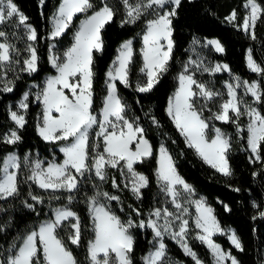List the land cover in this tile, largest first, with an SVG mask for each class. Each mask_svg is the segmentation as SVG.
Segmentation results:
<instances>
[{
  "label": "snow or ice",
  "instance_id": "snow-or-ice-1",
  "mask_svg": "<svg viewBox=\"0 0 264 264\" xmlns=\"http://www.w3.org/2000/svg\"><path fill=\"white\" fill-rule=\"evenodd\" d=\"M43 2L44 0H41V3ZM122 4L126 10V19L122 23L134 24L149 10L153 15L152 19L146 21L141 49L143 68L140 71L146 74L147 80L144 84L137 83L139 92H149L159 83L163 73L168 70V62L174 47L172 21L177 14V8L181 5V0H135L134 3L132 0H122ZM169 5L170 8L166 7ZM243 6L249 10L248 14L243 22L236 26L255 39V28L257 22L264 17V7L257 3V0H247ZM89 10H92L91 15H85V18L80 21L74 43L64 53L63 62H60L58 57H51V63L56 68L57 75L47 79L46 86L36 97L38 100L42 98L44 106L42 123L38 125L39 135L46 141H70L60 149L64 153L62 163L53 161L44 167L43 161L36 160L31 164V175L27 179L35 182L41 189L51 190L53 195L49 197L50 200H58L60 197L54 194L60 190L68 193H72L74 190L78 191L83 179L93 172L101 181L107 180L108 167L119 168L121 174L130 179L131 190L137 196L142 195L141 190L146 188L149 183L148 177L137 172L134 165L153 155L152 145L144 136L145 129L139 125V117L132 119L126 117L127 105L122 103L116 84V81L119 80L126 87L130 86L129 74L133 58L132 40L124 42L116 61L113 62L114 67L107 73V95L101 109L102 119L98 120L97 115L93 114V81L95 77L93 52L102 50L101 31L115 17V9L104 0H101L99 7L94 0H61L57 12L52 17L50 37L55 39L62 36L73 24L74 18L78 14H87ZM14 17L17 20L16 26L23 25L27 30L28 40L36 41L38 35L36 28L27 23L29 18L19 9L14 0H0V24L11 21ZM226 19L229 23H234L237 20L236 11L233 10ZM0 38H3L0 41V68H3L13 63L12 52L15 51L19 55V51L8 42L6 32L0 31ZM195 43H199V41H195ZM207 45L214 46L217 52L225 50L218 39L207 40L205 46ZM27 52L29 55L23 60L24 67L21 68V71L36 72L39 60L37 50L30 44ZM14 63L20 64V60L17 59ZM190 63L197 64L196 61H190ZM199 67L200 65L197 64V68ZM248 67L253 72L264 74V68L253 60L251 50L248 54ZM222 70L230 71L227 64H216L214 68H204V71L211 72ZM3 74L6 76L7 71ZM235 79V84L227 83L229 99L220 105L218 112L205 118L203 111L206 104L197 107L195 98L203 97L206 101H210L220 96L221 93L199 83L194 79V73L189 74L188 66L185 65L184 70L178 76L179 89L170 98L167 108L168 115L184 136L188 146L195 148L205 162L225 176L232 175L227 157V152L231 147L230 137L221 132L219 128H214V135L209 137L208 130L212 120L232 121L237 124V131L241 132L243 129L239 127V117L247 115L249 117L247 124L248 148L255 154V160H261V153L264 152V114L259 108L245 104L237 93V89L243 86L245 94L250 93L254 101L260 103L264 100V87L257 81L251 83L244 81L241 85L239 77ZM194 85L196 90L193 89ZM13 87L14 83L7 81L3 91L11 92ZM65 90L68 92L66 93ZM28 97L29 93L25 92L23 99L19 102L20 109L28 108ZM241 105H243V110ZM209 111L211 110L209 109ZM54 112L58 115H53ZM230 112L234 116L230 115ZM10 116L18 127L9 130L3 136V142L15 144L22 139L19 129L25 126L26 119L25 115L19 114L17 111H11ZM152 122L159 126V122L154 116ZM94 126L99 127V131L95 133L96 137L103 138V151L98 150L99 143L92 145L89 143L91 130ZM90 149L97 151L90 154ZM158 163L157 176L163 183L162 191L171 196L179 213L187 214V207L179 202L180 189L189 195L194 193V189L179 175L172 155L163 144L159 148ZM28 164L27 157H25V165L28 166ZM20 167L19 157L15 153H10L4 158L3 167L0 169L2 172L0 199L19 195L18 172L10 169L19 170ZM113 186L119 187L115 178H113ZM128 186L126 183L125 187ZM235 191H239V189H235ZM29 196L34 201L44 202V198L41 196L32 195L31 192ZM100 197H103L104 200L101 201ZM67 200L68 204L53 209L54 218L40 223L38 229L31 230L19 244L12 243L7 249L8 254L0 259V264H80L69 247V242L71 245H80L81 219L78 213L69 206L74 200V196L68 195ZM118 200V196L99 191L95 195L87 197L94 230V238L88 242L91 264H134L135 237L130 230L134 226L145 227V221L141 220L135 224L131 219L122 220L110 207L111 201ZM192 202L195 203L197 212L195 228L200 230L195 239L207 245L213 256L214 264H226L229 260L231 264H240L230 250H224L213 239L214 234L225 231L214 215V210L206 205L203 198ZM25 204L28 208L35 209V205L27 204L26 201ZM135 211L139 214V210ZM154 215L157 220L150 218L147 221V226L154 230L155 238L160 239L158 246L142 258L145 264H173L167 257V248L162 239L165 233L177 241L184 253L192 258L194 264H205L188 242L190 238L188 219L164 208V223L161 225L158 220L162 216V210L156 208ZM260 216L264 217V212H260ZM170 217L172 219H169ZM253 218L255 219V217ZM174 221H180L178 230L173 227ZM61 231L65 232V235H61ZM228 239L236 249L244 250L242 241L235 231H231Z\"/></svg>",
  "mask_w": 264,
  "mask_h": 264
},
{
  "label": "trees",
  "instance_id": "trees-1",
  "mask_svg": "<svg viewBox=\"0 0 264 264\" xmlns=\"http://www.w3.org/2000/svg\"><path fill=\"white\" fill-rule=\"evenodd\" d=\"M14 2L29 18L27 23L33 25L37 30L35 48L39 60L36 72L21 71V68L24 67L23 60L29 55L27 48L30 41L27 38V31L23 25L16 26V18L0 24V31L7 33L8 42L19 51V55L15 51L12 52L13 63L10 66L0 68V169H2L5 155L12 151L19 153L21 164L18 170L19 195L0 199V259L8 254L7 249L12 243H20L27 233L35 229L42 221L51 218L53 209L68 204L67 196L71 194L74 196V200L69 206L80 216L82 237L79 246L71 245L69 242V247L80 264H91L88 242L91 240L93 232L87 197L95 195L97 190L102 187L119 195L121 205L117 201H111L110 204L113 211L122 220L133 219L138 223L140 220L147 219L149 211L156 204V194L159 190L156 169L159 148L164 143L171 153L180 175L198 193L206 197L223 227L234 228L242 241L244 250L236 249L231 241L223 235H218L215 239L221 243L223 248L230 250L240 264H264V217L260 216V212H264V152L261 153V160H255L254 154L248 148L247 124L249 117L247 115L239 117L238 124L243 129L241 132L237 131V124L232 121L214 122L230 135L231 147L227 157L232 175L225 176L205 162L194 148L188 146L184 136L167 112L169 98L178 85L179 73L192 56L193 48L199 49V45H203L206 38H217L225 49L219 53L212 46H208L205 52L211 60L220 61L229 66L230 72L215 76L218 83H221L222 79L229 78L230 75H236L247 81L258 80L264 87V74L253 72L248 67L246 59L247 49L250 48L254 59L264 68V22H262L264 17L257 22L256 38L252 39L250 34L236 26L242 23L248 14L249 10L243 6L246 0H181V5L177 8V14L172 21L174 47L168 62V70L163 73L159 83L151 91L139 92L137 83L144 84L146 77L140 71L143 66V57L142 43L138 39V35L143 30L147 18L140 19L134 24L122 23L126 19V10L122 0H104L115 9L116 15L101 31L102 50L93 52V71L95 72L93 113L99 114L103 107V100L107 95V72L117 55L119 46L123 41L135 37L129 74L130 86L126 87L120 81H117L116 84L122 102L127 105L126 117L129 119L139 117L138 122L145 129L144 135L152 145L153 155L134 165L137 171L148 177L149 183L143 189L142 197L137 199L125 187L120 172L110 167L107 169V180L101 181L93 172L83 179L78 191L74 190L72 193H68L60 190L54 194L60 198L50 200L49 197L53 195L51 190L41 189L35 182L27 179L31 175V165L30 163L28 166L25 165V157L29 152L38 151L40 157L47 162L54 155L57 156V160H61L63 153L58 149L61 141H46L39 135L38 122L42 113V104L34 92H31L28 97L26 124L22 129H19L22 139L15 144H8L3 142V136L9 130L17 128L10 117L11 103L21 98L29 83H40L45 75L55 72L50 63L51 43L56 41L62 50L68 48L72 43V35L78 22L85 15H90L92 10H89L87 14H78L69 29L54 40L50 37L51 21L61 0H44L43 3L41 0H14ZM94 2L97 7L101 6V0H94ZM132 2L134 3L135 0ZM257 2L264 7V0H257ZM233 10L237 13V20L234 23H229L226 18ZM2 40L3 38H0V41ZM195 41H199V43H195ZM17 59L20 60V64L14 63ZM5 71H7V78L3 76ZM196 77H199L198 74ZM201 77L206 80L205 77L208 75ZM6 80L14 83L13 91H3ZM238 94L242 100L253 99L249 94L244 96L241 89ZM257 105L261 113L264 114V100ZM241 108L243 110V105ZM231 115L234 116L233 113ZM153 116L159 122V126L152 122ZM89 143L90 145L95 144L93 136ZM98 150L103 151L102 146ZM95 151L97 150L90 149V154H94ZM113 178L119 185L118 188L113 186ZM235 189H239V191H235ZM30 192L32 195L43 197L44 202L39 203L32 200L29 196ZM25 201L27 204L35 205V209L28 208ZM135 210H139V214ZM190 226L192 247L205 264H214L210 250L198 239H195L192 220ZM132 233L135 237L134 264H145L142 258L152 245L153 231L147 227L134 226ZM60 234L65 235V232L61 231ZM165 241L168 253L173 258L184 264H194L192 258L188 257L176 242L169 238H166Z\"/></svg>",
  "mask_w": 264,
  "mask_h": 264
},
{
  "label": "rangeland",
  "instance_id": "rangeland-1",
  "mask_svg": "<svg viewBox=\"0 0 264 264\" xmlns=\"http://www.w3.org/2000/svg\"><path fill=\"white\" fill-rule=\"evenodd\" d=\"M60 6V5H59ZM59 6H58V8H59ZM166 7H171L170 5L169 6H166ZM58 8H57V10H58ZM57 10H56V12H57ZM55 12V13H56ZM91 15V14H90ZM15 18V17H14ZM85 17H83V18H81L80 19V21L81 20H83ZM143 18H147V20H149V19H152L153 18V15L151 14V10H149V12L148 13H146L144 16H142L141 17V19H143ZM80 21L78 22V24H77V26H76V29H75V32L73 33V35H72V43H71V45L68 47V48H66L65 50H62L61 49V47H60V45L56 42V41H53L52 43H51V45H50V51H49V54H50V63H51V57H53V56H55V57H58L59 58V60H60V62H63V60H64V53L72 46V44L74 43V37H75V33H76V31L78 30V27H79V23H80ZM145 28H146V23H145V26H144V28H143V30L139 33V35H138V39H140V41H141V43H142V47H143V33H144V31H145ZM51 30H52V21H51ZM27 31V30H26ZM57 38H59V37H57ZM57 38H55V39H57ZM54 39V40H55ZM128 40H132V48H133V54H134V42H135V40H136V38L135 37H133V38H130V39H127V40H125V41H128ZM30 41V40H29ZM125 41H123L122 43H121V45L119 46V48H118V51H117V55H116V57H115V59L113 60V62L114 61H116V59H117V57H118V55H119V52H120V49H121V46L124 44V42ZM165 44H166V41L164 42ZM30 44L32 45V46H34L35 47V41H30ZM29 44V45H30ZM206 45V41H205V43L203 44V45H199V49H197V48H193V54H192V56L188 59V61L185 63V65H187L188 66V72H189V74H193L194 73V79H196L199 83H203V84H205L208 88H210V89H212L213 91H215V92H219V93H221V95L220 96H218V97H215V98H213L212 100H210V101H206L205 100V98H203V97H197V98H195V100H196V105H197V107H199V106H201V105H205L206 104V107H205V109H204V111H203V117H205V118H208V117H211L214 113H216V112H218L219 110H220V105L224 102V101H226V100H228L229 99V96H228V89H227V83H233V84H235L236 83V77H238V76H236V75H230V77L229 78H227V79H222L220 82L221 83H218V81L215 79V76L217 75V74H221V73H224V72H230V71H228V70H222V71H220V72H211V71H204V68L205 67H208V68H214L215 67V65L216 64H221V65H224L225 63H223V62H220V61H213V60H211L206 54H205V52H206V48L208 47V46H212V45H207V46H205ZM212 48L214 49V46H212ZM215 50V49H214ZM143 57V56H142ZM190 61H196L197 62V64H199L200 65V67L199 68H197V64H192V63H190ZM113 62L111 63V66H110V68H109V70L111 69V68H113L114 67V65H113ZM51 65H52V63H51ZM185 65H184V67H183V69H182V71L184 70V68H185ZM116 66H118V65H116ZM52 67L55 69V72L54 73H51V74H47V75H45V77H44V79L40 82V83H38V82H31V83H29V85L27 86V89H26V91L25 92H28L29 94L31 93V92H34L36 95L38 94V93H40V92H42V90H43V88L46 86V81H47V79L50 77V76H54V75H57V70H56V68L52 65ZM142 68H143V66H142ZM108 70V71H109ZM181 71V72H182ZM180 72V73H181ZM108 73V72H107ZM179 73V74H180ZM144 75H145V77H146V80H147V76H146V74L145 73H143ZM198 74V76L200 77H196V75ZM205 75H208V77H205V78H207L206 80H204L201 76H205ZM3 76H4V78H7V75L5 76L4 74H3ZM179 76V75H178ZM107 80H108V77H107ZM107 80H106V82H107ZM239 80H240V83H241V85H243V82L244 81H247V80H245V79H243V78H240L239 77ZM7 81H9V80H6V82ZM117 81H119V80H117ZM116 81V82H117ZM253 81H257V82H259L258 80H253ZM253 81H247V82H249V83H251V82H253ZM5 82V83H6ZM107 84V83H106ZM178 85H179V80H178ZM9 86H11V85H9ZM193 89L194 90H196V86L194 85L193 86ZM242 90L243 91V94H244V96L245 95H247V94H245V89H244V87L243 86H241V87H239L238 89H237V93H239V90ZM66 91V93L68 92V90H65ZM24 92V93H25ZM23 93V94H24ZM175 94V93H174ZM174 94L172 95V97L174 96ZM119 95V94H118ZM239 95V94H238ZM249 95H251L250 93H249ZM243 96V97H244ZM120 97V96H119ZM171 97V98H172ZM121 98V97H120ZM23 99V95L21 96V98L18 100V101H16V102H12L11 103V105H10V108L13 110V111H17L19 114H23V115H25V117H26V110L25 109H20L19 108V102L21 101ZM39 101L41 102V104H42V113H41V116L39 117V122H38V125H40L41 123H42V117H43V109H44V106H43V101H42V98L41 99H39ZM121 101H122V99H121ZM245 104H248V105H252V106H254V107H257L258 108V105H257V103L254 101V98L252 99V100H246V99H243L242 100ZM27 103H28V101H27ZM123 103V102H122ZM209 109L211 110V111H209ZM93 114H95V115H97V117H98V120L99 119H102V115H101V111H100V113L99 114H96V113H93ZM230 115L232 114L231 112L229 113ZM53 115H58V113H53ZM129 119V118H128ZM215 121H219V120H212L211 121V124H210V128H209V130H208V135H209V137H211V136H213L214 135V131H213V129L214 128H219L220 130H221V132H223V133H225V134H227L229 137H230V135H229V133L228 132H226L225 130H223L221 127H219L218 125H216L214 122ZM139 123V122H138ZM139 125L140 126H142L140 123H139ZM111 130V129H110ZM99 131V127L98 126H94V128L91 130V135H90V138L93 136V138H94V142H95V144L96 143H99L100 144V146H102V148H103V138L102 137H100V138H97L96 137V135H95V133L96 132H98ZM39 132V131H38ZM145 136V135H144ZM146 138V137H145ZM147 139V138H146ZM90 140V139H89ZM148 140V139H147ZM149 141V140H148ZM70 141H61V143L59 144V146H58V149L60 150L62 147H64V146H66V144L67 143H69ZM150 143V142H149ZM165 147H166V145L164 144V143H162ZM167 148V147H166ZM195 149V148H194ZM196 150V149H195ZM61 151V150H60ZM169 151V150H168ZM62 152V151H61ZM63 153V152H62ZM170 153V152H169ZM171 154V153H170ZM227 154H228V152H227ZM254 154V153H253ZM254 156H255V154H254ZM26 157H27V160H28V162L30 163V165L33 163V162H35L36 160H41V161H43L44 162V164H43V166L44 167H47V164L49 163V162H56V163H62L63 162V160H64V153H63V157H62V159L61 160H57V156L56 155H54V157H52V159H50V160H48L47 162L45 161V159L44 158H41L40 157V154H39V152L38 151H35V152H33V153H28L27 155H26ZM201 157V156H200ZM146 158H148V157H146ZM146 158H144V159H146ZM202 158V157H201ZM203 159V158H202ZM204 160V159H203ZM158 161H159V155H158ZM205 161V160H204ZM121 164H123V162H121ZM158 167H159V163H158ZM157 167V168H158ZM176 167V166H175ZM108 168H110V167H108ZM107 168V169H108ZM115 169H117L119 172H120V174H121V171H120V169L119 168H115ZM136 170V169H135ZM176 170H177V168H176ZM137 171V170H136ZM17 172H18V170H17ZM137 172H139V171H137ZM177 172H178V170H177ZM125 173H126V169H125ZM139 173H142V172H139ZM179 173V172H178ZM142 174H144V173H142ZM145 175V174H144ZM179 175H180V173H179ZM121 176H122V180H123V183H124V185L127 183L129 186L127 187L130 191H131V193L135 196V198H137V199H140L141 197H142V195L141 196H137V194L136 193H134L132 190H131V182H130V179H128L127 178V176L126 175H122L121 174ZM156 176H157V169H156ZM181 176V175H180ZM0 177H2V174L0 175ZM182 177V176H181ZM184 179V178H183ZM185 180V179H184ZM186 181V180H185ZM157 182H158V186H159V190H158V193L156 194V204H155V206L149 211V213H148V215H147V219H145V220H143V221H145V227H143V228H150V229H152L151 227H149V226H147V221L151 218V219H153V220H157V217L154 215V210L156 209V208H160L161 210H162V216H161V218H159V220H158V223L159 224H161V225H163V223H164V219H163V209L164 208H167L168 209V211L169 212H176V213H178V214H181L182 216H183V218L184 219H188L189 220V229H190V231H191V226H190V222H191V220H192V222H193V225H194V228H195V217H196V215H197V212H196V206H195V203H193L192 201H197V200H200V199H204V201H205V203H206V205L207 206H210L213 210H214V208L212 207V205H210L209 203H208V201H207V199H206V197L203 195V194H201V193H198L195 189H194V187L189 183V182H187L188 184H190L191 186H192V188L194 189V193L192 194V195H189L188 193H186V192H184L182 189H180V186H178V189H180V199H179V202L180 203H182L183 205H184V207H187V209H188V213L187 214H182V213H179L178 212V210L176 209V207H175V204L173 203V201H172V198H171V196L170 195H167L164 191H162V188H163V183L159 180V178H158V176H157ZM144 189V188H143ZM143 189L141 190V192L143 191ZM97 191H99V192H108L110 195H115V196H118L119 197V195L118 194H116V193H112V192H109L108 190H106V189H103L102 187L100 188V189H98ZM100 199H101V201H103L104 200V198L103 197H100ZM118 203H119V205H121V200H120V197H119V200L117 201ZM61 206H63V205H61ZM61 206H58V207H61ZM110 207H111V204H110ZM57 208V207H56ZM72 209V208H71ZM111 209H112V207H111ZM73 210V209H72ZM113 210V209H112ZM74 211V210H73ZM90 215H91V213H90ZM117 215V214H116ZM214 215L216 216V214H215V211H214ZM51 218H54V212H53V215H52V217ZM51 218H49V219H51ZM216 218H217V216H216ZM49 219H46V220H49ZM169 219H172L171 217L169 218ZM218 219V218H217ZM46 220H44V221H46ZM131 220H133V219H131ZM44 221H42V222H44ZM91 221H92V219H91ZM127 221V220H126ZM141 221V220H140ZM219 221V220H218ZM41 222V223H42ZM73 222H74V220H73ZM134 223L135 224H138V223H136L135 221H134ZM179 223H180V221H174V225H173V227L176 229V230H178V225H179ZM40 225V224H39ZM38 225V226H39ZM221 225V224H220ZM38 226L35 228V229H38ZM221 227L225 230L224 231V233H216V234H214V236H213V239H214V241L216 242V243H218V244H220L221 245V243L220 242H218L216 239H215V237L216 236H218V235H223V236H225V237H227L228 238V236L230 235V233H231V231H235L234 230V228H232V227H223L222 225H221ZM34 230V229H33ZM131 231V234L133 235V233H132V229L130 230ZM152 231H153V238H152V245H151V247H150V249L147 251V253L144 255V256H146L150 251H153L154 249H155V247L156 246H158V241H159V239L160 238H155V233H154V230L152 229ZM200 230L199 229H196L195 228V236H196V234H197V232H199ZM92 232H93V236H92V238H91V240L94 238V230H93V221H92ZM28 234V233H27ZM26 234V235H27ZM25 235V236H26ZM189 237H190V232H189ZM166 238H169V239H171V240H173L172 238H171V236L168 234V233H165L164 234V236H163V242L165 243V245H166V248H167V257L168 258H170L171 259V261L173 262V264H184L183 262H181V261H179V260H177V259H175V258H173L169 253H168V246H167V243H166ZM174 242H176L177 243V241H175V240H173ZM188 242H189V244H190V246L192 247V245H191V243H190V238H189V240H188ZM201 242V241H200ZM202 243V242H201ZM17 244H19V243H17ZM178 244V243H177ZM202 244H204V243H202ZM179 245V244H178ZM206 247H207V245L206 244H204ZM180 246V245H179ZM222 246V245H221ZM193 248V247H192ZM208 248V247H207ZM222 248H223V246H222ZM194 249V248H193ZM224 250H226V251H229L228 249H225V248H223ZM183 250V249H182ZM195 250V249H194ZM210 250V249H209ZM196 251V250H195ZM197 252V251H196ZM211 252V251H210ZM197 254H198V252H197ZM233 255V254H232ZM198 256H199V254H198ZM211 256H212V254H211ZM233 256H235V255H233ZM236 257V256H235ZM199 258L201 259V260H203L200 256H199ZM212 259H213V256H212ZM238 260V259H237ZM91 263V262H90ZM144 263H145V261H144ZM213 263H214V260H213ZM226 264H231V261L229 260V261H227L226 262Z\"/></svg>",
  "mask_w": 264,
  "mask_h": 264
},
{
  "label": "crops",
  "instance_id": "crops-1",
  "mask_svg": "<svg viewBox=\"0 0 264 264\" xmlns=\"http://www.w3.org/2000/svg\"><path fill=\"white\" fill-rule=\"evenodd\" d=\"M246 2H247V0H246ZM258 3V2H257ZM33 26V25H32ZM211 39H217V38H206L205 39V41H207V40H211ZM249 50H251L250 48H248L247 49V52H246V59H247V64H248V54H249ZM219 53H222V52H219ZM251 53H252V51H251ZM252 57H253V55H252ZM253 60L259 65V63L254 59V57H253ZM179 89V85H177V88L173 91V93L171 94V96H170V98L172 97V95L174 94V93H176L177 92V90ZM170 98H169V100H170ZM168 104H169V102H168ZM167 108H168V106H167ZM11 111H13L12 109L10 110V113H11ZM23 115V114H22ZM11 117V116H10ZM25 119H26V117H25ZM15 123V122H14ZM17 126V125H16ZM18 127V126H17ZM10 153H15L18 157H19V162H20V155H19V153L17 152V151H12V152H9V153H7L6 155H5V157L8 155V154H10ZM4 157V158H5ZM2 167H3V163H2ZM10 170H14V171H17V170H15V169H10ZM1 174H2V172H1Z\"/></svg>",
  "mask_w": 264,
  "mask_h": 264
}]
</instances>
